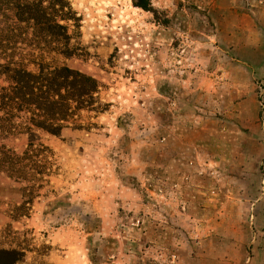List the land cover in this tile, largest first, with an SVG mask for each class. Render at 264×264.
Here are the masks:
<instances>
[{
    "label": "rangeland",
    "instance_id": "rangeland-1",
    "mask_svg": "<svg viewBox=\"0 0 264 264\" xmlns=\"http://www.w3.org/2000/svg\"><path fill=\"white\" fill-rule=\"evenodd\" d=\"M45 1L68 40L21 25L0 44L77 49L48 61L97 79L101 110L42 135L55 173L32 205L0 178V245L22 264H264V0Z\"/></svg>",
    "mask_w": 264,
    "mask_h": 264
},
{
    "label": "trees",
    "instance_id": "trees-1",
    "mask_svg": "<svg viewBox=\"0 0 264 264\" xmlns=\"http://www.w3.org/2000/svg\"><path fill=\"white\" fill-rule=\"evenodd\" d=\"M45 2L0 0V23L5 19L3 23L8 28L13 26L0 30V42L18 39L20 36L14 32L21 25L68 40L65 27L54 23ZM55 4L64 8L62 0H53L49 7ZM8 10L15 15L9 16L5 13ZM77 52L67 46L45 48L0 44V178L24 186L22 192L28 199L23 206L33 204L36 195L48 184V178L55 173V153L43 142L42 135L59 137L69 127L82 129L85 127L82 114L101 110L98 97L101 85L97 79L64 64L48 61L52 54L69 59ZM18 135L28 137L21 152L4 144L6 139ZM0 257L3 262L4 258H10V263L16 264L22 253L0 249Z\"/></svg>",
    "mask_w": 264,
    "mask_h": 264
},
{
    "label": "crops",
    "instance_id": "crops-1",
    "mask_svg": "<svg viewBox=\"0 0 264 264\" xmlns=\"http://www.w3.org/2000/svg\"><path fill=\"white\" fill-rule=\"evenodd\" d=\"M8 224V220H7V217L6 215L0 211V243H1V240L3 239L2 238V231L6 228ZM0 249L2 250H9V249H6L4 248L3 246L0 245ZM10 250H16V247L15 248H10ZM16 264H22L21 260H19Z\"/></svg>",
    "mask_w": 264,
    "mask_h": 264
}]
</instances>
